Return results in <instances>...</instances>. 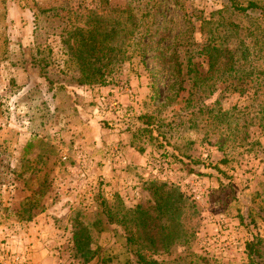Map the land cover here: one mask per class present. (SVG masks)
<instances>
[{"label": "rangeland", "instance_id": "374dc122", "mask_svg": "<svg viewBox=\"0 0 264 264\" xmlns=\"http://www.w3.org/2000/svg\"><path fill=\"white\" fill-rule=\"evenodd\" d=\"M124 1L0 0V184L12 180L17 191L27 189L15 192L19 197L28 193L19 198L21 206L14 204L20 215L50 214V264H136L135 245L125 244L121 224L106 222L98 213V197L112 199L101 190L102 181L88 190L66 169L67 164L74 169L82 152L71 150L60 116L63 111L72 115L63 92L79 83L81 72L68 57L65 31L82 20L85 9L108 15L107 7L125 9ZM129 1L134 32L124 18L127 33L108 39L115 49L102 58L112 62L85 71V91L94 88L86 102L106 133L115 128L113 122L127 125L137 102L142 113L160 119L162 135L183 144L190 139L185 151L192 158H177L160 144L150 161L160 153L167 157V179L141 174L127 190L112 195L125 208L137 206L147 214L141 225L128 223L136 227L152 264H247L245 243L256 239L260 254L255 259L264 262V73L247 31L248 17L228 13L225 0ZM256 2L264 7V0ZM216 22L215 46L224 51L210 59L201 48ZM256 22L251 27L258 29ZM209 65L215 72L208 71ZM121 84L129 89L128 94L116 92L125 111L98 115L97 96ZM201 105L213 115L226 111L222 117L230 121L231 133L222 119L197 113ZM192 177L202 192L198 200L187 187ZM85 180L90 183L86 174ZM147 182L172 188L173 197L181 194L178 224L169 229L173 236H166ZM1 191L0 205L13 199ZM79 226L86 227L94 251L90 260L79 255L71 239Z\"/></svg>", "mask_w": 264, "mask_h": 264}, {"label": "crops", "instance_id": "0c3cea01", "mask_svg": "<svg viewBox=\"0 0 264 264\" xmlns=\"http://www.w3.org/2000/svg\"><path fill=\"white\" fill-rule=\"evenodd\" d=\"M65 87L67 88L63 93L72 115H67L63 111L60 115L61 124L64 125V133L68 135L69 143H72L71 150L79 149L78 151H81L85 157L83 164H79L78 161L74 169L81 167L85 171L92 189L99 187L96 181H102L98 184L104 195L111 197L114 191L119 193L117 190H127L128 184H135L139 175L144 174L148 162L156 154L158 150L156 147L160 144L177 158H192L190 152L185 151L188 149V143L191 142L190 139H185L186 142L183 144L178 137L168 138L162 135L165 132L154 123L143 124L140 118L144 113L140 111L137 102L132 103L134 106L132 118L130 117L127 125L113 122L115 128L111 133L109 131L106 133L93 115L92 104L86 102L85 96L94 88L85 91L84 87L87 86L80 83ZM135 100L138 101V97ZM188 125L190 126V123ZM144 127L150 130L142 131ZM62 155L63 151L60 152V157ZM70 165L66 166L69 172L74 170ZM86 181L83 180L84 183ZM4 185L0 184L2 190L0 191L12 195L13 199L9 198L8 203L4 202L0 205L6 206L5 209H0V238L6 234L19 239L20 244L28 251L30 264H50V214L42 210L20 215L13 209L14 204L21 206L20 199H26L28 193H23L19 197L15 195L17 189L14 183L11 188ZM18 191L27 192V189L22 186Z\"/></svg>", "mask_w": 264, "mask_h": 264}, {"label": "trees", "instance_id": "16d2710c", "mask_svg": "<svg viewBox=\"0 0 264 264\" xmlns=\"http://www.w3.org/2000/svg\"><path fill=\"white\" fill-rule=\"evenodd\" d=\"M103 2L107 3V0H103ZM123 5L125 9H122L120 7H107L108 15L103 13V11L97 12L94 9H85L86 12H84V14L80 16L82 17V20H80L77 24H71V27L65 31L66 38L64 40L65 43H67L70 52V54H68V57H70V59H72V62L77 64L78 68L81 69L78 80L80 84L86 82L85 78H87V73L85 75L83 74L88 68L95 67V65H97V68H101V66H107L112 62L105 59V62H103L102 58L106 57V54L108 51H110V49L111 51L112 49H115L113 48L114 46L109 43L108 39L114 37V35L118 36L116 35V32L124 34L127 33V30L122 26V20L124 18L130 23V32H134L135 25L132 22L134 7L131 5L129 0H125ZM225 7L227 8L228 13H243L248 17L250 21V27L247 28V31L254 38L253 47L256 50L254 51L259 52V57L261 58L260 69L264 73V7L260 6L256 2V0H225ZM254 11H257V13H253ZM141 15L143 16L144 14L141 13ZM111 16L113 18H111ZM217 20L219 21L222 19L219 18ZM255 21H257L255 25L258 29L251 27V24ZM217 24V22L213 23L214 31L212 30V32L208 33V43L201 48V51L205 50L206 56H208L210 59L211 56H221L224 51L221 45H219L218 48L215 46L214 40L218 38V36L215 34V28ZM230 24L232 25V23ZM256 32H259L260 39L256 38ZM69 40L71 42L70 45L68 43ZM214 51L216 53L212 54ZM210 59H208L207 62H209ZM226 66V69L230 70L228 65ZM211 70L212 65H209L208 71ZM232 70L234 71V69ZM212 71L215 72L214 70ZM218 74L221 75V73ZM213 78L215 80L217 77ZM235 89L238 91L241 90V88L239 87H235ZM187 102L189 101H186V103ZM263 110L264 109H261L260 111V115L262 117H264ZM196 111L197 113L206 111L208 114H210L212 119H222L225 123L226 129L229 133H231L233 127H231L230 121H228L225 117H222L227 114L226 111H221V109H218L215 115H213L211 113L212 109L206 108V106L203 105L197 107ZM195 113L196 112L193 111V115H196ZM140 120L143 124L146 125H151L154 123L157 127L161 126L160 121L150 113H144L141 116ZM148 129L149 128L144 127L142 128V131H148ZM148 182V186L152 187L150 188V190L152 191L151 194L154 197L155 202L157 203L156 211L163 218V223L165 226L164 231H166V236H173V233H171L169 229L170 227L178 224L179 216L176 204L181 200V194L177 192L173 197L172 188H165V186L162 184L153 185ZM163 186L165 188L164 190H162ZM111 198V200H107L105 197H98V213L103 215L106 222L117 221L121 224L124 232L123 236L125 244L132 246L135 245L133 253L135 255L136 264H152L147 260V255H145L142 251L143 243L136 227L128 223V221L135 220L137 224L141 225L142 218L146 217L147 214L137 206H134V209L125 208L117 195H112ZM85 228L86 227L84 226H79L76 231L72 232L71 239L74 243V248L78 251L79 255L82 256L85 260H90L94 256V251H91V249L88 247L89 236L86 233ZM259 243V239L248 241L245 243V249L247 252L246 255L248 260L247 264H264L263 261L255 259L260 254V252L258 251Z\"/></svg>", "mask_w": 264, "mask_h": 264}, {"label": "built area", "instance_id": "2783aa9c", "mask_svg": "<svg viewBox=\"0 0 264 264\" xmlns=\"http://www.w3.org/2000/svg\"><path fill=\"white\" fill-rule=\"evenodd\" d=\"M117 89L122 91V93H129V89L127 85L121 84L118 86H110L107 87L104 93H100L97 96V100L99 101L100 108H96V112L101 117L108 116L111 112L115 114H120L124 109V105L119 101L116 92ZM119 92V91H118ZM105 119V118H104ZM78 157L80 164H83L84 155H79ZM62 160L66 159V155L63 154L61 156ZM73 173L82 181L85 179V171L78 167L72 170ZM170 172V163L165 155L162 153L157 154L152 161L146 166V170L144 172V176H150L152 179H167ZM13 181L10 180L6 187L11 188L10 186L13 185ZM4 185V186H5ZM197 185V178L192 177L191 180L188 182V190L193 200H198L201 197V191L196 190ZM86 189H91L92 185L85 183L84 186ZM0 264H30L28 251L25 247H23L19 240L15 239L13 236H8V238L0 240Z\"/></svg>", "mask_w": 264, "mask_h": 264}]
</instances>
